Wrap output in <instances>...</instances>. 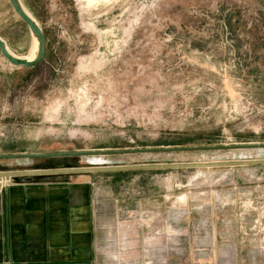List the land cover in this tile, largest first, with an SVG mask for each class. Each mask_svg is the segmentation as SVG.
Masks as SVG:
<instances>
[{"label":"rangeland","instance_id":"rangeland-1","mask_svg":"<svg viewBox=\"0 0 264 264\" xmlns=\"http://www.w3.org/2000/svg\"><path fill=\"white\" fill-rule=\"evenodd\" d=\"M21 2L43 33L44 55L25 68L0 54V155L264 144V0ZM0 39L20 58L33 45L7 0H0ZM263 155L115 154L99 165ZM87 158L69 161L84 168ZM36 159H2L0 167L47 161ZM255 167L95 178L112 234L99 243V264H264V167Z\"/></svg>","mask_w":264,"mask_h":264},{"label":"crops","instance_id":"crops-1","mask_svg":"<svg viewBox=\"0 0 264 264\" xmlns=\"http://www.w3.org/2000/svg\"><path fill=\"white\" fill-rule=\"evenodd\" d=\"M43 159L47 160L45 164L21 169L14 168L13 163L1 165L0 172L80 168L69 158ZM261 167L264 165L255 168ZM117 174L125 172L10 178L11 184L0 193V264H99V243L112 234L99 214L102 195L95 178ZM119 184L126 185L123 181ZM123 240L129 244L128 237ZM108 253L104 251L105 258L113 260Z\"/></svg>","mask_w":264,"mask_h":264},{"label":"water","instance_id":"water-1","mask_svg":"<svg viewBox=\"0 0 264 264\" xmlns=\"http://www.w3.org/2000/svg\"><path fill=\"white\" fill-rule=\"evenodd\" d=\"M13 12L26 25L32 39L36 42V53L32 60L17 58L9 53L5 43L0 39V54L1 56L14 67H35L42 60L44 55V36L30 15L22 8L19 0H7ZM264 148L261 145H244L233 147H202V148H177V149H133L122 151H83V152H58L46 154H25V155H0L2 159H36V158H69V157H101L110 155H128V154H143V153H160V152H175V151H199V150H225V149H260ZM264 165V160H243L230 162H211V163H188V164H170V165H147V166H106V165H89L85 168H61V169H46L33 171H13L0 172V177H20V176H55L81 173H97V172H127V171H144V170H163V169H213V168H231L244 166Z\"/></svg>","mask_w":264,"mask_h":264},{"label":"bare ground","instance_id":"bare-ground-1","mask_svg":"<svg viewBox=\"0 0 264 264\" xmlns=\"http://www.w3.org/2000/svg\"><path fill=\"white\" fill-rule=\"evenodd\" d=\"M19 2H20V4H21V6H22V8L28 13V15H30L29 14V12H28V10L25 8V6L23 5V3L21 2V0H19ZM32 18V17H31ZM32 41H33V45H32V47H31V49H30V51H29V54L26 56V57H23L22 59H26V60H32L33 58H34V56H35V53H36V42L32 39ZM7 50L9 51V53L11 54V55H13V56H15V57H17L16 55H14L8 48H7ZM17 58H20V57H17ZM258 150H261V153H263L262 152V150H264V149H262V148H260V149H258ZM264 156V155H263ZM88 159V161H89V165H99V163H100V161L101 160H99L100 158L99 157H89V158H87ZM102 159V158H101ZM236 161V160H235ZM238 161H243V160H238ZM102 165V164H101ZM127 235V234H126ZM118 237V236H117ZM110 238V237H109ZM113 241V240H112ZM118 241H119V239H118ZM130 242V241H129ZM115 243V242H114ZM110 244V243H109ZM127 248V247H126ZM124 250V249H123ZM129 250V249H128ZM122 251V250H121ZM109 254V253H108ZM122 255V254H121ZM151 255V254H150ZM115 256V255H114ZM112 257H113V255H112ZM114 258V257H113ZM122 264V263H121Z\"/></svg>","mask_w":264,"mask_h":264},{"label":"built area","instance_id":"built-area-1","mask_svg":"<svg viewBox=\"0 0 264 264\" xmlns=\"http://www.w3.org/2000/svg\"><path fill=\"white\" fill-rule=\"evenodd\" d=\"M11 184V179L8 177H0V193L3 189Z\"/></svg>","mask_w":264,"mask_h":264}]
</instances>
